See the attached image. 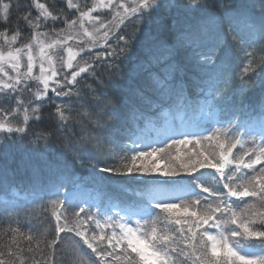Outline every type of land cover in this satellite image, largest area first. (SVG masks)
Wrapping results in <instances>:
<instances>
[{"label": "snow or ice", "instance_id": "6c2138e0", "mask_svg": "<svg viewBox=\"0 0 264 264\" xmlns=\"http://www.w3.org/2000/svg\"><path fill=\"white\" fill-rule=\"evenodd\" d=\"M59 2L0 0V264H264V0Z\"/></svg>", "mask_w": 264, "mask_h": 264}, {"label": "trees", "instance_id": "16d2710c", "mask_svg": "<svg viewBox=\"0 0 264 264\" xmlns=\"http://www.w3.org/2000/svg\"><path fill=\"white\" fill-rule=\"evenodd\" d=\"M42 2H45V0H41ZM56 1L59 0H47L48 3L53 4L56 8L63 7L64 5L57 3ZM262 55L261 53H257V57ZM204 147L207 148L209 151L213 150L212 145H209L207 141L203 142ZM164 147V145L160 146ZM177 149H180L181 155L183 154L185 149L192 150L191 145H185L181 147L180 145H175L167 148L166 150L169 151L172 155H175L177 152ZM203 150V149H200ZM199 179L204 182L208 183L210 180V177L207 174L200 175ZM109 183L113 186L115 191L111 192L110 194L116 197L120 198H126L129 193H126L123 189L126 187H130L132 189H139L140 191H146L153 193L156 187L162 184H168V183H179V184H186L189 185L190 188L195 189V184L192 182V177L185 176V177H146V178H140V177H119V176H113L108 178ZM53 212V209L49 206L46 210L47 216H51ZM31 221H32V227L35 229V231L32 233L33 235H37V240H43L47 237V231H48V223L46 222V215L45 210L42 209L39 205H36L33 207L31 212ZM25 223H27V220H25ZM54 223V220H53ZM17 228L18 224L16 220L13 218V220L9 221L7 218H0V242L7 243L9 240V236L5 235L9 227ZM164 225L161 224L159 227H163ZM29 234V228L23 227L20 228V230L16 233V239L20 243H22L25 247H27V244L24 243V236ZM37 240L33 241V246H35ZM63 249L67 253H71L72 251V241L69 238H65V242L62 245ZM251 251L250 249H248ZM71 258V257H70Z\"/></svg>", "mask_w": 264, "mask_h": 264}, {"label": "rangeland", "instance_id": "374dc122", "mask_svg": "<svg viewBox=\"0 0 264 264\" xmlns=\"http://www.w3.org/2000/svg\"><path fill=\"white\" fill-rule=\"evenodd\" d=\"M40 2H42L40 0ZM59 3V1H56ZM74 3L84 4V3H92V0H73ZM60 4V3H59ZM0 43H3L2 39H0ZM76 50V49H74ZM152 130L150 128H146L144 130V135L146 137L154 135V133H151ZM162 146V145H157ZM161 178V177H160ZM192 190L189 185L186 184H179V183H168V184H162L155 188L153 193H164V194H170V195H181L185 192H188Z\"/></svg>", "mask_w": 264, "mask_h": 264}]
</instances>
